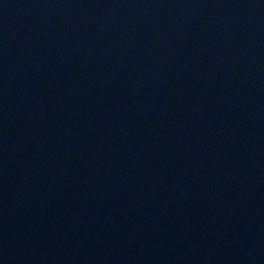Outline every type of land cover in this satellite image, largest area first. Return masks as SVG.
<instances>
[{
	"label": "water",
	"instance_id": "1",
	"mask_svg": "<svg viewBox=\"0 0 264 264\" xmlns=\"http://www.w3.org/2000/svg\"><path fill=\"white\" fill-rule=\"evenodd\" d=\"M0 264H264V0H0Z\"/></svg>",
	"mask_w": 264,
	"mask_h": 264
}]
</instances>
